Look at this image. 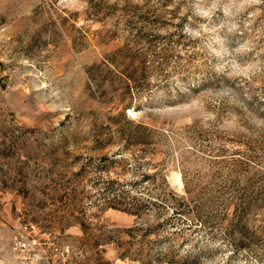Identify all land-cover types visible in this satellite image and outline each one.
Listing matches in <instances>:
<instances>
[{"label": "rangeland", "instance_id": "obj_1", "mask_svg": "<svg viewBox=\"0 0 264 264\" xmlns=\"http://www.w3.org/2000/svg\"><path fill=\"white\" fill-rule=\"evenodd\" d=\"M29 222L49 264H264V0H0V264Z\"/></svg>", "mask_w": 264, "mask_h": 264}, {"label": "built area", "instance_id": "obj_2", "mask_svg": "<svg viewBox=\"0 0 264 264\" xmlns=\"http://www.w3.org/2000/svg\"><path fill=\"white\" fill-rule=\"evenodd\" d=\"M43 234L37 224L29 222L14 228L11 238V250L14 255L13 264H49L43 255H48ZM60 247H55L58 251ZM62 255H70L69 249L61 251Z\"/></svg>", "mask_w": 264, "mask_h": 264}, {"label": "trees", "instance_id": "obj_3", "mask_svg": "<svg viewBox=\"0 0 264 264\" xmlns=\"http://www.w3.org/2000/svg\"><path fill=\"white\" fill-rule=\"evenodd\" d=\"M107 74L108 75H113V74H115V72L112 70V69H110V68H108V70H107ZM134 108V109H138V107H134L133 105H132V103H128V104H126V105H124L123 106V111H124V114L126 115V111L128 110V109H131V108ZM130 123L132 124L133 122L132 121H130ZM136 128V131H142V130H146L147 128L143 125V124H137L136 126H135ZM131 139H135L136 140V142H143V140L144 139H142V137H140L139 135H132L131 137H130Z\"/></svg>", "mask_w": 264, "mask_h": 264}]
</instances>
